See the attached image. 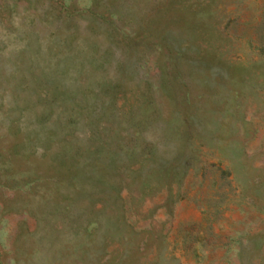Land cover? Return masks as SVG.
<instances>
[{
	"label": "rangeland",
	"instance_id": "rangeland-1",
	"mask_svg": "<svg viewBox=\"0 0 264 264\" xmlns=\"http://www.w3.org/2000/svg\"><path fill=\"white\" fill-rule=\"evenodd\" d=\"M0 264H264V0H0Z\"/></svg>",
	"mask_w": 264,
	"mask_h": 264
}]
</instances>
